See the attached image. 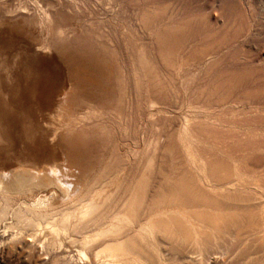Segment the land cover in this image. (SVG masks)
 Instances as JSON below:
<instances>
[{
  "label": "bare ground",
  "instance_id": "obj_1",
  "mask_svg": "<svg viewBox=\"0 0 264 264\" xmlns=\"http://www.w3.org/2000/svg\"><path fill=\"white\" fill-rule=\"evenodd\" d=\"M248 1L212 18L133 0L70 31L60 4L0 13V218L88 264H264V4ZM109 125L127 145L102 154Z\"/></svg>",
  "mask_w": 264,
  "mask_h": 264
},
{
  "label": "rangeland",
  "instance_id": "obj_2",
  "mask_svg": "<svg viewBox=\"0 0 264 264\" xmlns=\"http://www.w3.org/2000/svg\"><path fill=\"white\" fill-rule=\"evenodd\" d=\"M129 1L132 2L133 0H0V13L15 11L17 9L19 11H22V9H20L19 7L25 4V2L29 4V8L31 11L37 10L39 8L43 9V7L44 9H46L50 4L53 6H58L60 4L66 8L68 13L71 12L69 14L77 15V21L79 23L72 20V18L67 13H65V17H63V19L61 18L62 29L64 31H70L89 22L96 23V21H105L109 26L110 23L108 22H115L117 19V15L124 14L127 17H132L134 13H136L140 9L141 6L134 3L132 4ZM138 1L140 4H143V1L145 0ZM186 1L190 2H188V5L193 10L202 9L205 13L211 11L209 13L211 14V16H209L212 17V11H214L213 9L218 8L217 6H220V4L228 7L229 5H236V3H238L239 1V3H244L248 0H244V2H242L243 0ZM262 1V3L264 4V0ZM234 2L236 3L234 4ZM248 2H252V0H249ZM253 2L254 5H256V8L260 11L262 5L261 1L253 0ZM51 9L53 10L54 8ZM56 9L57 8H55L54 10ZM256 11L258 13V10ZM261 35H257V39L259 37L260 41L263 43L264 32H262ZM261 45H264V43ZM262 51H264V48L262 49ZM262 51H260V54L261 56H264V53H262ZM113 102L114 105L112 108L111 117L115 118L116 114H118L120 110H122L121 106L123 107V105L122 103H120L118 96H114ZM174 114L175 113H173V115ZM115 126L117 127V125ZM109 127L113 128L110 131L112 134L109 133L108 136L104 137V143L100 147L102 154H105L107 152L109 153L110 149H112V146H114V140L118 141V143L121 144L122 149H125L124 146L127 145V141L123 139L121 134H118L116 137H114L117 134H115L116 128L113 125H109ZM133 148L136 149L137 146H134ZM18 199L19 202L16 205V208L18 207V205H20L19 203H23L27 198L19 197ZM27 201L29 203L32 202V200L29 201V199ZM31 204L32 206H34V203ZM14 225L15 218L13 216L6 215V217L0 218V264H88L79 259L77 248L74 246L75 244L71 245V243L65 241L64 245H61L62 247L49 248L47 246H43L39 242V235H37L36 238L32 237L34 231L31 228L29 229L27 227H23V232L20 235L19 231L13 227Z\"/></svg>",
  "mask_w": 264,
  "mask_h": 264
}]
</instances>
